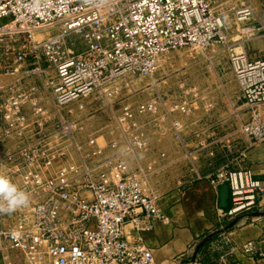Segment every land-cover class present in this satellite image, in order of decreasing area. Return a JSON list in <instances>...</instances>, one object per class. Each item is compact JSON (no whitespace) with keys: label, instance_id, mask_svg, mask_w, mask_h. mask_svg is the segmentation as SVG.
I'll return each instance as SVG.
<instances>
[{"label":"built area","instance_id":"1","mask_svg":"<svg viewBox=\"0 0 264 264\" xmlns=\"http://www.w3.org/2000/svg\"><path fill=\"white\" fill-rule=\"evenodd\" d=\"M254 14L250 4L237 10L240 20ZM47 28L59 31L38 41ZM260 29L264 35V17ZM227 40L209 0H0V171L31 193L28 206L0 212L3 263L154 264L144 234L168 216L146 183L178 162L193 180L229 186L221 217L264 210V180L247 159L248 148L264 142V55L228 53L250 113L239 127L248 142L242 136L195 153L185 136L190 101L177 90L114 105L171 51ZM91 95L108 110L106 145L98 136L84 140L68 109L79 102L82 110ZM167 135L176 150L164 147ZM223 240L228 248L216 264H242L238 252L264 255V225L257 240Z\"/></svg>","mask_w":264,"mask_h":264},{"label":"rangeland","instance_id":"2","mask_svg":"<svg viewBox=\"0 0 264 264\" xmlns=\"http://www.w3.org/2000/svg\"><path fill=\"white\" fill-rule=\"evenodd\" d=\"M209 2L215 12L223 18L227 42L213 44L208 48H183L171 51L164 56L161 67L153 75L133 78L132 90L125 88L115 99L114 104L118 110L125 102L136 104L155 98L158 94L179 91L178 96L190 101V115L186 119L189 126L185 136L195 153L204 145L212 147L232 143L242 136L245 138L239 127L250 119V113L243 105V101L238 98L239 85L229 62L230 47L236 48L237 51L244 48L250 54L264 55V35L260 29V21L264 17V0H209ZM244 4H250L255 11L251 19L240 20L237 15L238 8ZM58 31L57 28L39 31L36 34L37 40L42 41ZM184 82L186 86L179 87ZM85 101L88 105L82 110L77 108L79 102L68 107L73 110L72 119L83 127L82 138L87 140L92 136H98L101 144H108L111 136L105 133L107 124L105 115L108 110L102 107L105 105L104 101L96 99L94 95L83 100ZM165 148L170 151L176 150L171 141H168ZM178 152L180 153L176 154L177 157L182 154L181 151ZM187 169L185 162H178L155 172L151 181L146 183L149 193L161 198L183 191L193 180L187 176ZM223 226L218 230L223 229ZM223 233L224 231H215V235L209 240L215 245L213 264L222 250H227L225 247L221 249L222 245L219 244Z\"/></svg>","mask_w":264,"mask_h":264},{"label":"crops","instance_id":"3","mask_svg":"<svg viewBox=\"0 0 264 264\" xmlns=\"http://www.w3.org/2000/svg\"><path fill=\"white\" fill-rule=\"evenodd\" d=\"M251 55L259 56L257 53ZM163 140L165 141L164 147H167L168 141L173 142L168 135ZM244 140L248 142L246 136ZM247 159L257 177L264 180V142L249 147ZM204 160L203 157L200 162ZM207 171L203 169V173ZM187 176L192 177L193 175L187 174ZM223 191L222 186L215 189L210 181L204 178L192 180L191 184L181 192H174L159 198L168 219L154 221V228L144 234L147 244L152 249L154 264L214 263L216 252H214L215 245L212 241H208L200 248L197 258L196 250L205 237L219 231V228L226 225V221L236 218L220 216L221 210L227 209ZM230 203L229 195V205ZM257 211L264 212V210L256 209L241 214V221L224 231L222 235L229 236L238 245L259 239L263 233L264 216H255ZM223 237L219 240V244L226 249L228 246L224 243ZM218 257L215 258V264ZM236 258L242 264H264V255L260 254L255 258H249L238 252ZM0 264H4L2 258H0Z\"/></svg>","mask_w":264,"mask_h":264},{"label":"clouds","instance_id":"4","mask_svg":"<svg viewBox=\"0 0 264 264\" xmlns=\"http://www.w3.org/2000/svg\"><path fill=\"white\" fill-rule=\"evenodd\" d=\"M31 193L11 176L0 171V212L14 213L29 205Z\"/></svg>","mask_w":264,"mask_h":264},{"label":"water","instance_id":"5","mask_svg":"<svg viewBox=\"0 0 264 264\" xmlns=\"http://www.w3.org/2000/svg\"><path fill=\"white\" fill-rule=\"evenodd\" d=\"M222 187H223V190H224L223 191V194H224V200H225V207L228 208V206H229V195H230L229 186L228 185H223ZM255 216H264V212L257 211V212H255ZM241 219H242L241 216H237L232 221H226V225L224 226V228L222 230H219L218 232H222V231L228 230L229 228H231L235 224L239 223L241 221ZM214 235H215V233H211L207 237H205V239L203 240V242L200 244V246L196 250V258H197V255H198V252H199L200 248L205 243H207Z\"/></svg>","mask_w":264,"mask_h":264}]
</instances>
